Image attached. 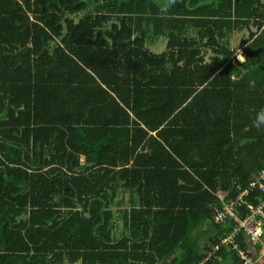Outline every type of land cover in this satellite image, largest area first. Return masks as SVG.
<instances>
[{"label": "trees", "instance_id": "obj_1", "mask_svg": "<svg viewBox=\"0 0 264 264\" xmlns=\"http://www.w3.org/2000/svg\"><path fill=\"white\" fill-rule=\"evenodd\" d=\"M263 24L264 0H0V264H240L212 214L264 165Z\"/></svg>", "mask_w": 264, "mask_h": 264}, {"label": "built area", "instance_id": "obj_2", "mask_svg": "<svg viewBox=\"0 0 264 264\" xmlns=\"http://www.w3.org/2000/svg\"><path fill=\"white\" fill-rule=\"evenodd\" d=\"M240 54L241 49L236 51L235 57ZM233 186L236 189L233 194L227 190L216 193L219 205L213 209L212 221L218 226L231 225L230 230L219 239L221 244L235 249L240 264H258L264 261V165L244 186L235 181ZM254 192L261 193L263 197L252 203L248 198ZM239 236L243 237L245 247L239 245ZM214 248L218 249L219 244Z\"/></svg>", "mask_w": 264, "mask_h": 264}, {"label": "rangeland", "instance_id": "obj_3", "mask_svg": "<svg viewBox=\"0 0 264 264\" xmlns=\"http://www.w3.org/2000/svg\"><path fill=\"white\" fill-rule=\"evenodd\" d=\"M246 35H247V33L244 32L243 36H246ZM241 36H242V34L240 35V33L238 31L230 33L229 36H228L230 47L234 48L238 44L239 40L241 39ZM79 163H80V166L82 168L86 165V163L88 164L87 160L85 158H83V156H79ZM91 163H92V161L89 162V164H91ZM120 191H121V192H119L120 194L122 193V195L124 197H127V193L125 191H123V189L120 188ZM112 208L116 209L114 207H112ZM114 222H115V225H116V232H115V235H116V234L119 233L118 231H120V229H123V226H122V223H121V219L120 218L117 219L116 215H114ZM209 228H210V230H212V227L209 224V222H205L203 224V226H201L200 230H208Z\"/></svg>", "mask_w": 264, "mask_h": 264}, {"label": "clouds", "instance_id": "obj_4", "mask_svg": "<svg viewBox=\"0 0 264 264\" xmlns=\"http://www.w3.org/2000/svg\"><path fill=\"white\" fill-rule=\"evenodd\" d=\"M237 59H239V60L242 61V60L244 59V57H243L242 54H240V55L237 56ZM256 126H257V127H260L261 125L258 123Z\"/></svg>", "mask_w": 264, "mask_h": 264}, {"label": "crops", "instance_id": "obj_5", "mask_svg": "<svg viewBox=\"0 0 264 264\" xmlns=\"http://www.w3.org/2000/svg\"><path fill=\"white\" fill-rule=\"evenodd\" d=\"M242 34V32H240V35Z\"/></svg>", "mask_w": 264, "mask_h": 264}]
</instances>
